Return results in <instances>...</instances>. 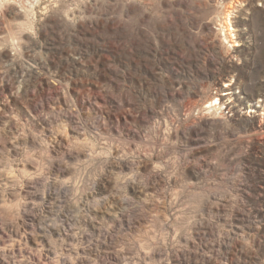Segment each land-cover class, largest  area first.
<instances>
[{"label":"bare ground","instance_id":"1","mask_svg":"<svg viewBox=\"0 0 264 264\" xmlns=\"http://www.w3.org/2000/svg\"><path fill=\"white\" fill-rule=\"evenodd\" d=\"M229 16L223 40L232 42ZM12 42L0 53L17 77L10 93L0 83V264H264L254 252L260 248V228L249 210L227 197L215 206L199 198L200 207L180 208L181 200L198 195L186 193L191 184L178 183L175 168L164 170L168 154L181 150L180 126L197 127L209 143L212 131L229 133L220 109L231 97L230 85L221 95L188 86L182 99L166 92L159 78L133 79L125 73L112 84L106 74L101 81L79 77L85 65L73 55L50 74L40 59L22 66L19 45ZM119 85L131 97L152 94L150 110L136 108L154 117L162 116L154 106L163 101L184 100L188 106L181 102L183 114L165 118L164 129L158 120L148 128L125 117L114 120L97 100L94 115L91 105L84 115L77 110L85 93L90 97L94 89L112 91ZM31 89L55 94L31 112ZM143 133L151 136L147 149L138 142ZM195 154L186 152L193 164L183 173L198 178L201 170L214 169L209 158L200 161ZM163 200L172 207L161 205Z\"/></svg>","mask_w":264,"mask_h":264},{"label":"rangeland","instance_id":"2","mask_svg":"<svg viewBox=\"0 0 264 264\" xmlns=\"http://www.w3.org/2000/svg\"><path fill=\"white\" fill-rule=\"evenodd\" d=\"M1 1L0 53L13 47V39L21 50L18 62L22 66L40 59L52 74L73 55L85 65L79 77L93 76L101 81L106 74L112 84L125 73L133 79L159 78L166 82V92L172 91L182 99L188 86L199 93L218 90L221 95L230 85L231 97L223 96L220 109L229 133L214 130L209 143L197 127L180 126L177 144L181 150L168 154L164 170L172 172L175 168L178 183L191 184L186 193L198 195L181 200L180 208H190V204L200 207L199 198L215 206L227 197L249 210L251 221L260 228V248H254V252L264 260V0ZM227 13L235 29L232 42L223 40ZM235 42L238 45L231 47ZM8 67L0 55V83L7 87L6 93L17 83L16 74ZM132 89L137 90V85ZM157 89L161 91V86ZM93 92L96 95L88 97L89 92L80 97L82 107L76 106L83 115L90 105L94 115L97 100L114 120H137L142 128L155 126L158 120L164 129V119L182 115L179 105L185 103L167 100L155 105L154 110L163 116L159 118L149 111L152 94L144 99L132 98L125 93L124 85L112 91L102 86ZM30 93L35 97L28 107L31 112L55 94L33 89ZM143 105L149 109L146 114L136 108ZM86 133L90 142H95L94 134ZM140 137V146L147 149L151 136L143 133ZM186 152H196L200 161L209 158L214 169L201 170L198 178L183 173L182 168L193 164ZM161 205L172 207L170 200H163Z\"/></svg>","mask_w":264,"mask_h":264}]
</instances>
